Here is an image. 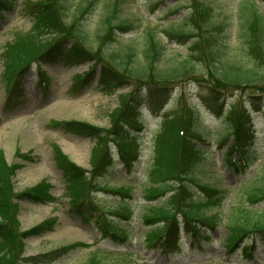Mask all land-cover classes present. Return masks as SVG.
<instances>
[{
  "label": "rangeland",
  "instance_id": "rangeland-1",
  "mask_svg": "<svg viewBox=\"0 0 264 264\" xmlns=\"http://www.w3.org/2000/svg\"><path fill=\"white\" fill-rule=\"evenodd\" d=\"M27 0H7L10 8L2 12L3 20L0 25V156L10 165L15 166L12 182L15 193L27 191L36 187L41 181L50 185L51 198L36 203L30 200L15 199L19 207L20 231H26L37 226L48 218L56 219L52 230L39 236L23 239V262L25 264H85L90 256L98 249L106 251L107 256L102 264H264V242L255 251L252 258L242 253L241 248L233 253L227 252L224 239L228 235L230 223H243L248 217L250 221L264 219V200L253 204L249 198V190L261 184L264 179V105L261 109L254 108L252 95L262 97L259 92L246 84L235 89L222 90L226 87L211 83V78L203 76L207 68L202 59L203 55L191 56L192 50L201 51L204 47L200 38L201 30L190 34L194 28L187 17L190 14L192 0H66L65 20L69 23L81 10L93 4L82 21L85 31V46L93 51L100 47L103 58L116 74L114 82L123 83L125 80L117 75L123 74L127 54L132 52L133 67L149 63L150 37L165 45L159 56L158 65L173 66L178 61L190 59L197 65V74L187 76L163 92L161 103L145 101L142 107L144 127L136 134L132 149L126 154L128 168L122 162L116 145H105L110 152L112 166L108 162L101 173L95 177L106 186L129 189V194L120 195L111 191L90 189L84 192L94 196L104 207L106 217L110 222H123L128 226L119 229L126 235V240L105 236L95 211L90 202H84L82 211L74 210L77 199L69 192L67 181L56 160V146L76 165L92 171L96 162V149L102 154V145L97 138L81 136L64 129L67 121H81L99 129L102 134H108L113 126V117L128 102L131 92L139 82L125 78V86L117 89L103 88L99 85L102 64L94 61L68 64L66 62L41 63L32 65L24 78L26 97L20 104L11 103L6 109L7 91L12 83L13 74L5 75L6 61L2 53L6 45L15 39L16 34L27 33L33 18L30 12H25ZM31 2L37 0H30ZM214 8V21L222 27L217 30L218 41L224 45L228 55L245 64L254 59L249 51L248 37L243 36L244 27L240 15V3H255L258 11L264 15V0H207ZM253 7V6H252ZM115 13L114 23L127 20L133 24L129 30H115V40L105 42L98 36L106 30L102 21L110 12ZM81 16V15H80ZM186 17V20L185 18ZM179 30L188 34L187 38L170 35ZM171 30V32H170ZM170 32V33H169ZM197 36V37H196ZM194 42V44H192ZM113 57V63L109 60ZM131 63V61L129 62ZM95 68L90 83L74 87L76 80L85 77L86 73ZM200 69H203L202 71ZM117 70V72H115ZM214 70V69H213ZM41 72L44 77L42 78ZM110 77H113L109 74ZM113 82V83H114ZM217 85L216 90L210 84ZM121 85V84H120ZM143 86V85H142ZM141 86V87H142ZM159 90L156 85H151ZM46 87V92H45ZM149 86L143 87L147 89ZM250 87V88H247ZM210 90H216L209 99ZM142 91V90H141ZM147 92V91H146ZM170 94V95H169ZM221 95V96H219ZM219 96L220 99L216 100ZM241 98L253 110V126L257 135L250 166L245 170H237L229 163L227 150L231 139L220 144V139L230 131L226 114L230 111L231 101ZM189 104L196 106L201 113L197 125L198 147L206 155L199 165L202 182L208 183L221 190L223 200L216 203L214 210H208L206 215H217V227L211 238L203 241V248L191 246V239L182 229L181 245L170 256L156 248H151L148 238L142 236L150 230L145 221V213L151 203L158 204L162 198L152 201L145 192L152 183L148 172L156 155L155 138L162 121L167 113H173L177 105ZM166 114V115H165ZM257 158L255 159V157ZM98 157V156H97ZM99 158V157H98ZM254 159L256 162H254ZM110 166V167H109ZM2 178V177H1ZM79 187L76 186V189ZM95 191V192H93ZM77 194V193H75ZM87 199V198H85ZM89 199V198H88ZM80 200V199H79ZM152 201V202H151ZM128 206V218L110 214L109 211ZM74 210V211H73ZM86 217L88 221H85ZM0 216V222H4ZM159 220V226L163 225ZM203 232L207 230L203 228ZM222 238V242L220 239ZM81 244L73 249L59 251L73 244ZM246 243V242H245ZM244 243V244H245ZM89 244V245H88ZM5 248V246H4ZM128 253L127 259L119 254ZM36 257L34 259H29Z\"/></svg>",
  "mask_w": 264,
  "mask_h": 264
},
{
  "label": "trees",
  "instance_id": "trees-1",
  "mask_svg": "<svg viewBox=\"0 0 264 264\" xmlns=\"http://www.w3.org/2000/svg\"><path fill=\"white\" fill-rule=\"evenodd\" d=\"M240 5L239 14L243 15L241 22L245 29L243 36L248 37L249 51L251 50L252 56H254L251 63L245 64L231 58L225 46L218 41L217 30L222 25L214 21V8L207 0H192L190 6L188 18L195 28L192 32L196 33L201 30L199 36L204 41V47L201 51L192 50L191 56L195 59L198 57L197 55H203L201 60L195 59L203 61L207 68V73H201V75H207L208 80L211 78V83L226 87L222 90H236L238 87L244 88L242 85L249 84L260 95H264V15L258 11L255 3L250 5L248 2H243ZM8 6L10 5L7 0H0V22L3 18L2 11L10 8ZM92 6L91 3L84 7L81 10V16L76 15L71 22L66 23L64 19L68 10L66 0H37L34 2L27 0L25 2V12L27 14L30 12L32 15L33 25L27 33L16 34L15 39L6 45V49L2 53V58H5L6 61L5 75L13 74L5 108H11L12 102L19 104L23 100L24 78L35 62L54 63L63 61L68 64H75L94 61L96 64L101 63L102 72L99 77V84L105 89L124 87L126 85L125 78L139 82L136 83L137 86L131 92L125 106L114 114L113 126L108 134H102L98 128L81 121L64 123V129L68 132L97 138L100 141L102 154H98L100 149H96L97 159L91 172L73 163L56 146V160L67 181V188L70 193L72 191L77 193L71 194L74 199L80 197V200L77 199L72 205L74 210L82 211L84 202L89 201L90 206L95 211L102 213L97 220L104 235L107 236L111 233L113 237L124 240L126 235L119 233L115 224L106 222V212L102 204L95 197L89 195L85 197L87 199H82L83 193H89V190H94V188L125 193L121 192L124 190L123 188H109L103 181L99 180L106 174L99 179L95 177L96 174L101 173L106 163H113L109 155L110 152L105 145L109 143L116 145L120 155L127 160L126 154L132 149V144L135 142L134 137L136 135L134 133L144 126L140 114V107L143 103L149 101L163 104L161 103L163 92L160 90L167 89L170 93L171 86L187 76L197 74L198 67L190 59L178 61L173 66L168 67L158 65L159 56L165 49V45L150 37L149 47H147L149 63L133 67V53L129 52L123 74L115 70L125 82L120 83L121 85L114 82L117 76L110 68L108 61L102 57L100 47L93 51L85 46V39L87 38H85L82 21ZM114 20V11L103 18L102 23L106 30L98 38H103L105 42H108L109 39L115 40V30L133 28V24L127 20L118 23H114ZM171 35L179 38L188 36L183 31L177 30H173ZM108 58L111 62L113 61V57L109 56ZM130 61L131 63H129ZM94 71L95 68L93 67L86 73L85 77L75 81L74 84L78 87L90 83L91 78L95 75ZM109 74L113 77H110ZM215 84L210 85L212 88L220 90L221 88H217ZM151 85H156L159 90ZM145 86L149 87L143 90ZM216 90L208 92L209 99H212V94L219 92ZM219 96L216 97V100L220 99ZM252 96L254 108H261V105H264V96L261 98ZM230 108L226 114L230 131L224 134L220 141L222 144L228 139L232 140L227 150V155L230 158L229 163L236 165L238 161L242 160L243 165H247L254 155L253 146L256 143V136L251 126L252 112L247 102L237 97L231 101ZM200 117V110L196 106L183 105L179 102L174 112L164 117L156 139V155L149 172L152 185L146 189L145 194L147 197H153L151 199L154 201L159 197L162 200L156 205L151 203L150 208L145 213V221L147 225H150V230L144 236L148 238L147 242L151 248L161 249L167 253L172 252L175 248L181 227H184L192 235L193 241L203 242V240L209 239V235L202 233V229L206 227L209 231L215 230L217 215L209 216L206 215V212L214 210L216 203L223 200L221 190H216L212 185L202 182L198 172L199 165L206 157L204 151L198 147V140H201L197 135ZM14 170H16L15 166L10 165L1 155L0 216L5 220L0 222V264H25L22 257L23 239L42 235L52 230L56 224V219L48 218L29 230L20 231L19 207L15 199L40 203L50 199L51 193L50 185L46 181H41L36 187L16 194L11 178ZM76 186L79 188L76 189ZM248 194L249 198L253 200V204L263 201L264 179L261 184L251 187ZM110 213H116L127 218L128 208L123 206L122 209L111 210ZM84 218L85 221H88L86 217ZM159 220H162V226L156 224ZM228 226V235L224 239L228 248L227 252L233 253L241 248L245 256L252 258L256 247L264 242V219L252 222L247 217L243 223H230ZM76 246H81V244L70 245L59 251H54L52 254L73 249ZM107 254L109 253L97 250L85 264H102ZM128 256V254H119V257L124 259H127ZM34 258L36 257L29 259Z\"/></svg>",
  "mask_w": 264,
  "mask_h": 264
}]
</instances>
